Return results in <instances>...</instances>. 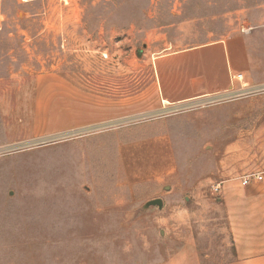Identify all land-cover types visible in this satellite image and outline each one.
I'll use <instances>...</instances> for the list:
<instances>
[{
  "label": "rangeland",
  "instance_id": "374dc122",
  "mask_svg": "<svg viewBox=\"0 0 264 264\" xmlns=\"http://www.w3.org/2000/svg\"><path fill=\"white\" fill-rule=\"evenodd\" d=\"M244 23H264V0H0V264H162L205 245L189 216H227L211 184L230 104L264 90L161 108L148 91L167 48Z\"/></svg>",
  "mask_w": 264,
  "mask_h": 264
},
{
  "label": "crops",
  "instance_id": "0c3cea01",
  "mask_svg": "<svg viewBox=\"0 0 264 264\" xmlns=\"http://www.w3.org/2000/svg\"><path fill=\"white\" fill-rule=\"evenodd\" d=\"M263 24L249 34L232 31L187 48H167L155 58V81L148 91L149 97L153 91L157 96L152 107H178L264 86ZM238 74L242 80L235 79ZM230 105L241 112L227 118V124L235 120L238 127L234 136L224 132L229 142L222 145L217 173L223 180L220 199L227 216H189L194 221L205 217L207 229H212H206L205 245L201 233L162 264H264V103L238 100ZM259 173L263 180L242 183Z\"/></svg>",
  "mask_w": 264,
  "mask_h": 264
},
{
  "label": "built area",
  "instance_id": "2783aa9c",
  "mask_svg": "<svg viewBox=\"0 0 264 264\" xmlns=\"http://www.w3.org/2000/svg\"><path fill=\"white\" fill-rule=\"evenodd\" d=\"M255 29V27L249 23H244L241 28L240 31L244 34H249L251 33L253 30ZM242 74H238L235 75V79L238 80H242ZM247 87V86H245ZM262 90H264V86H256V87H252V88H248L242 91H239L238 93L232 95V97H243V96H248L251 94H256L261 92ZM215 100H219V99H215ZM214 100H212L211 102H213ZM251 179H256V180H263V174L259 173V174H251L249 176H246L242 183L243 184H247ZM211 189L212 191L216 192V193H221L222 192V182H216V183H212L211 184Z\"/></svg>",
  "mask_w": 264,
  "mask_h": 264
},
{
  "label": "water",
  "instance_id": "95a60500",
  "mask_svg": "<svg viewBox=\"0 0 264 264\" xmlns=\"http://www.w3.org/2000/svg\"><path fill=\"white\" fill-rule=\"evenodd\" d=\"M163 199L162 198H154L146 202V204L143 206L144 208H148L150 206H158L160 208L163 207Z\"/></svg>",
  "mask_w": 264,
  "mask_h": 264
}]
</instances>
